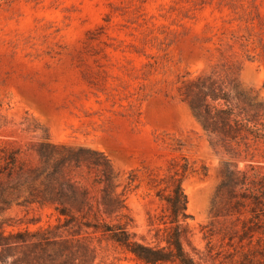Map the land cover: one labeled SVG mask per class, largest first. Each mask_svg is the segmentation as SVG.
<instances>
[{
    "label": "rangeland",
    "instance_id": "374dc122",
    "mask_svg": "<svg viewBox=\"0 0 264 264\" xmlns=\"http://www.w3.org/2000/svg\"><path fill=\"white\" fill-rule=\"evenodd\" d=\"M219 62L232 64L264 103V0L0 1V139L30 158L41 141L103 151L125 188L130 229L148 240L163 208L154 178L183 154L184 245L218 264L219 242L208 255L204 237L205 225L217 224L216 188L223 170L249 168L250 160L214 150L178 88ZM5 215L6 231L37 230L57 217L35 204H12ZM90 235L94 264H140Z\"/></svg>",
    "mask_w": 264,
    "mask_h": 264
},
{
    "label": "trees",
    "instance_id": "16d2710c",
    "mask_svg": "<svg viewBox=\"0 0 264 264\" xmlns=\"http://www.w3.org/2000/svg\"><path fill=\"white\" fill-rule=\"evenodd\" d=\"M178 95L214 150L250 160L249 168L222 172L212 207L217 224L205 225L207 254L212 255L217 240L220 249L215 253L222 255L218 264H264V166L253 164L264 161V103L241 85L232 64L220 62L182 81ZM181 146L178 141L172 150ZM31 149L33 158L22 146L0 139L1 264H94L90 233L140 264H205L202 252L192 246L196 258L184 245L190 243V228L182 181L190 164L183 154L173 156L166 172L154 178L163 208L158 224L149 228L153 240H148L130 229L125 188H118L103 151L51 141ZM12 204L49 205L56 222L37 230L6 231L5 212Z\"/></svg>",
    "mask_w": 264,
    "mask_h": 264
}]
</instances>
